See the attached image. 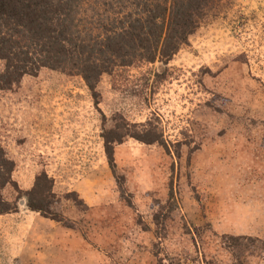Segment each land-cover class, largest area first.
Here are the masks:
<instances>
[{
	"label": "rangeland",
	"instance_id": "rangeland-1",
	"mask_svg": "<svg viewBox=\"0 0 264 264\" xmlns=\"http://www.w3.org/2000/svg\"><path fill=\"white\" fill-rule=\"evenodd\" d=\"M95 91L97 105L49 69L0 91L12 181L25 192L43 172L55 196L46 217L24 196L0 216V264H233L224 236L251 237L240 261L264 264V0H221L167 64L116 68ZM114 116L162 142L124 139L112 171Z\"/></svg>",
	"mask_w": 264,
	"mask_h": 264
},
{
	"label": "trees",
	"instance_id": "trees-1",
	"mask_svg": "<svg viewBox=\"0 0 264 264\" xmlns=\"http://www.w3.org/2000/svg\"><path fill=\"white\" fill-rule=\"evenodd\" d=\"M220 1L0 0V91H10L23 77L49 69L79 76L97 105L95 89L101 76L136 63L167 64ZM88 20L93 26H87ZM112 120L109 129L104 128L105 119L102 124L104 151L112 171L114 145L124 139L146 145L162 142L154 130L140 126L131 131L120 116ZM13 168L0 146V216L17 212L22 196L28 210L49 214L55 197L51 180L42 172L28 191L20 192L11 178ZM7 186L17 191L12 202L2 195ZM51 219L61 222L57 217ZM253 243L251 237L224 236L233 264H242L240 258Z\"/></svg>",
	"mask_w": 264,
	"mask_h": 264
}]
</instances>
